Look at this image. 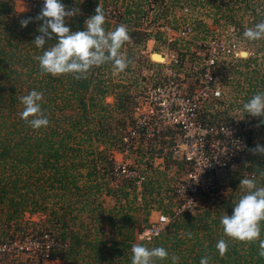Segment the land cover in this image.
Instances as JSON below:
<instances>
[{
	"label": "trees",
	"instance_id": "obj_1",
	"mask_svg": "<svg viewBox=\"0 0 264 264\" xmlns=\"http://www.w3.org/2000/svg\"><path fill=\"white\" fill-rule=\"evenodd\" d=\"M27 2L34 7L28 13H16L13 0H0V242L11 241L25 226L38 225L43 231L33 230L18 238L41 232L51 234L58 243L51 258L63 264H131L133 244L150 249L164 247L169 257L172 254L179 257V264H200L205 255L210 257L209 264H264V259L258 256V241L231 240L223 236L220 227V217L231 216L234 202L245 194L246 190L239 187L240 180L247 177L244 171L264 186V177L257 170L264 168V156L255 155L247 164L240 162L222 178L228 190L225 194H218L222 184L209 194L199 193L200 206L193 212L176 213L178 206L174 211L172 207L162 209L170 221L150 243L136 240L142 227L148 225L150 201L145 191L154 194L160 204L163 200L160 192L171 199L174 184L168 185L167 177L158 176V170L151 179L138 170L144 181L137 202L133 181L112 183L110 175L113 166L110 150L123 148L121 138L126 132V119L130 118V122L139 97L129 93L130 84L136 87L137 81L127 71L149 36L136 27L140 19L153 14L155 18L169 20L171 28L178 20L176 12L179 11L180 17L183 9L189 7L190 13L197 9L206 11L213 24L223 20L240 36L246 25L252 27L264 20V0H60L66 8L79 9V15L66 17V26L72 32L84 30L85 20L95 14L98 5L104 14L107 11L103 26L106 31L120 24L127 26L130 40L120 51L129 64L123 76L116 79L111 63L92 67L80 79L73 74L41 75L33 57L41 55L44 49L32 43L40 35L36 30L42 21L34 18L41 11L39 4L43 0ZM244 15L250 17L245 28L240 24ZM29 17L32 22L22 28L19 21ZM192 18V31H207L205 23ZM258 42L264 46V39ZM53 43L55 37L45 48ZM260 60L264 61V55ZM250 62L256 66L255 59H246L243 64L247 66ZM245 80L248 93L264 91V65L260 68L257 65ZM32 90L43 92L41 107L49 120L47 127L38 130H33L19 116L23 109L19 97ZM105 97H111L112 103H104ZM250 148L251 142H247L245 151ZM148 158L152 160V156ZM164 163H180L183 167V163L171 161L167 155ZM102 194L114 200L112 205L103 204ZM158 209L161 208H155ZM24 215L43 216L44 220L32 222L25 220ZM104 227H108V236L100 232ZM188 232L192 233L191 238ZM221 238L228 243L222 257L216 249ZM260 239H264V222ZM155 264H171V260H156Z\"/></svg>",
	"mask_w": 264,
	"mask_h": 264
},
{
	"label": "built area",
	"instance_id": "obj_2",
	"mask_svg": "<svg viewBox=\"0 0 264 264\" xmlns=\"http://www.w3.org/2000/svg\"><path fill=\"white\" fill-rule=\"evenodd\" d=\"M28 4L29 8L34 7ZM42 7L43 3H40L39 8ZM174 33L175 38L190 42L201 51L199 67L193 71V75L186 77L192 71L184 69L181 59L176 58L171 66L168 65L169 69L163 74L161 82L147 87L138 97L121 144L122 149L130 151L133 146L142 148L138 142L143 141L146 144L143 150L150 151L152 161L158 158L164 162L167 155L171 161L183 163L186 170L173 185V198L179 203L177 213L192 212L199 193L209 194L221 184L222 178L235 170L237 161L245 153L247 142L252 141L259 126L235 119L219 121L218 117H214L223 95L217 73L229 62L238 61V39L198 40L192 37L194 32L189 25ZM184 80H190L188 87L184 85ZM185 88H188L187 92ZM139 101L147 104L149 110L140 112L137 109ZM207 114L210 118H207ZM166 141L170 144H166ZM110 175L112 183L132 180L135 190L140 189L144 181V175L123 161L113 162ZM169 221L167 216H157L154 222L139 231L136 240L150 243ZM100 232L106 234L104 228ZM57 244L54 237L46 232L0 242V261L9 257V264H45L51 260V251ZM24 257L28 259L23 260Z\"/></svg>",
	"mask_w": 264,
	"mask_h": 264
},
{
	"label": "clouds",
	"instance_id": "obj_3",
	"mask_svg": "<svg viewBox=\"0 0 264 264\" xmlns=\"http://www.w3.org/2000/svg\"><path fill=\"white\" fill-rule=\"evenodd\" d=\"M79 14L78 8H66L60 0H43V7L34 18L42 21L37 28V35L33 41L38 49H44L41 55L33 57L38 62L41 75L59 76L73 74L76 79L82 78L92 67H99L106 63L113 65L116 73L123 72L129 64L126 56L121 53L122 45L130 40L128 28L120 24L114 30L106 31L105 14L98 5L95 14L84 22L83 31L72 32L66 26V17L71 18ZM33 18L19 21L22 28L32 22ZM243 36L249 41L264 39V20L248 27ZM55 37V43L45 48L48 41ZM44 94L32 90L27 95L19 97L23 105L19 113L20 119L33 130L47 127L49 120L41 107ZM244 115L264 118V91L255 93L242 108L238 109ZM264 123V120H261ZM252 155L264 156V145L256 144L248 149ZM259 175L264 177V168H257ZM239 187L244 188L245 194L234 202L232 215L223 214L220 217V227L223 236L238 241H258V256L264 259V239H260L261 222H264V186L256 183L255 177L240 180ZM188 238L192 233H187ZM216 249L222 257L228 250V243L221 238ZM131 264H155L156 260L170 259L171 264H179V257L172 254L169 257L164 247L148 248L143 244H133L131 247ZM210 257L205 255L200 264H209Z\"/></svg>",
	"mask_w": 264,
	"mask_h": 264
},
{
	"label": "rangeland",
	"instance_id": "obj_4",
	"mask_svg": "<svg viewBox=\"0 0 264 264\" xmlns=\"http://www.w3.org/2000/svg\"><path fill=\"white\" fill-rule=\"evenodd\" d=\"M13 7L16 13H28L30 11L29 4L25 0H13ZM189 9L190 8L187 7V10L182 12L183 15H181L180 17L178 16L179 11L176 12L175 17L178 18V20L172 24L171 28L169 27V20L164 21L165 19H162L161 17L155 18L156 16H153V14V18L152 16H148L147 18H142V20L140 19L136 27L143 29L144 32L149 34V36L146 38L143 45L140 46L139 51L137 52L134 60L131 63L130 71H127V75L134 76L137 81L136 87H134L133 84H130L129 93L134 96V98L136 96L140 97L141 92L147 87L160 83L163 74L165 75V72H167L169 66L172 65L173 61L176 58L181 59L184 62L185 70L192 71L191 73L186 74L185 76L187 77L190 74L193 75V71H195L199 67V60L202 57V53L192 43L187 41H181L175 38L174 32L179 28L183 27L184 25L193 26L191 19H193L192 17H196L203 23H205V25L207 26V31L202 30L203 32H201L193 30V38L198 40H206L209 38L230 40L235 38L238 39L240 46V48H238L239 52L237 53L238 56L236 58L238 61L234 63L229 62L226 67H221L220 72L217 73V80L219 81L220 86L222 87L223 95L220 101L218 102L219 108L215 112L214 117H218L219 121H232L235 119L258 127L259 118L251 117L247 114L244 115L241 111H238V109H241L243 103H246L253 96L252 94L248 93L245 79L248 74L252 73V71L257 68V65H259V68L261 67V64L264 65V61L262 62L260 60L261 56L264 55V46H260L258 40L249 41L243 36V34H240L239 36L238 32L232 29L230 25H225V22L223 20H220L218 21V23L213 24L211 22L212 18H210V16H207L206 11L197 9L195 10V13H190ZM106 15L107 11L105 13V16ZM249 18L250 17H248L247 15H244L242 20H240V24L242 25V27L245 28V23H250ZM237 19L238 16L236 18V21ZM172 27L174 28L173 30ZM248 27L250 26L246 25L245 29H247ZM168 29L170 31H168ZM171 33H173V35H170ZM171 38L173 40H171ZM241 52H245L246 57H241ZM152 53L160 54L162 57H164V61H154L153 59H151ZM246 59H255L256 66H254L252 62H250L249 65L245 66L243 64V61ZM147 62L152 63V66L149 67ZM113 73L115 74L114 78L116 79L119 78V76H123L124 71L120 73ZM189 82L190 80L183 81L186 87H188ZM187 90L188 88H185L186 92ZM103 100L104 103H112L111 97H105ZM138 103L139 104L137 109H139L140 112H145L149 110V106L147 104H143V102L140 101ZM130 117L132 118V115ZM207 118H210L208 114ZM129 119H126V126L128 125ZM125 140L126 139H123V141ZM165 143L167 144L169 142L166 141ZM257 143L260 145H264V127L256 128L255 134L251 141V148L254 147ZM138 145H141L142 148H134L135 146H133L130 151L120 148L119 150L111 149L110 157L115 163H120L123 161L124 163H126V165L135 167L137 171L139 170L140 172H143L150 179L152 178V174L154 175L155 170H158V172H156L158 176H162L160 174H163L165 175V177H167L166 181L168 185L174 184L177 179L181 177V174L186 170V167L184 169V166L181 167L180 163H167V165H165L162 159L158 158L153 161H150L151 158H148L150 151L143 150L145 149V142L140 141L138 142ZM254 156L255 155H252L248 150H246L243 154L242 159H240L236 164L235 169L237 168L240 162V164H243V162H246L247 164L251 157ZM148 163H150V165ZM243 175L248 177V173H246V171H244ZM220 183L222 185L218 189V194H225L228 190L226 189V187H224L225 184L222 180L220 181ZM141 189L142 188L140 187V189L137 188V190L134 191L135 201H137L136 194L138 195L137 199H141V196L139 194L141 192ZM161 189L164 190L163 185ZM145 192L147 195L146 199L150 201V210L146 215L147 224L150 222H154L157 216L159 215H164L168 217V215L162 212V209L172 207V210L174 211L176 206H178L179 204L173 197L171 199L164 197V192H160V198L163 200L159 204L158 199L156 198V196H154V194L149 195L147 191ZM101 198V201L104 205L110 206L114 202L111 197L104 196L103 194L101 195ZM198 203L199 202L197 201L194 210L199 208L200 205H198ZM156 207H160L161 209L155 210ZM39 218L44 220L43 216L34 215L32 217H28V215H24L25 220L29 219L32 222L38 221ZM43 229H40L38 225H35V227H31L30 225L25 226L21 232L19 231L17 233V235L15 236L16 238L14 237V239H18V235L20 234L31 233L33 230L40 232V230L43 231ZM105 229V235H107L109 231L108 227H105ZM25 258L27 257H24L23 260ZM9 263H11V258L9 257H4L0 261V264ZM49 263L50 261H47L45 264Z\"/></svg>",
	"mask_w": 264,
	"mask_h": 264
},
{
	"label": "bare ground",
	"instance_id": "obj_5",
	"mask_svg": "<svg viewBox=\"0 0 264 264\" xmlns=\"http://www.w3.org/2000/svg\"><path fill=\"white\" fill-rule=\"evenodd\" d=\"M154 54H156V55H154L153 57H152V59L154 60V61H157V62H162V61H164V57H162L160 54H158V53H154ZM245 55V56H244ZM240 56L241 57H246V53L245 52H241L240 53Z\"/></svg>",
	"mask_w": 264,
	"mask_h": 264
},
{
	"label": "crops",
	"instance_id": "obj_6",
	"mask_svg": "<svg viewBox=\"0 0 264 264\" xmlns=\"http://www.w3.org/2000/svg\"><path fill=\"white\" fill-rule=\"evenodd\" d=\"M104 231L106 232V229L104 227ZM67 246V245H66ZM49 264H63L61 260L57 259V258H51L50 263Z\"/></svg>",
	"mask_w": 264,
	"mask_h": 264
},
{
	"label": "water",
	"instance_id": "obj_7",
	"mask_svg": "<svg viewBox=\"0 0 264 264\" xmlns=\"http://www.w3.org/2000/svg\"><path fill=\"white\" fill-rule=\"evenodd\" d=\"M154 55H156V54H154V53L151 54V59H152V57H153ZM261 120H264V118H259V121H258V126H259V127L264 126V123H261Z\"/></svg>",
	"mask_w": 264,
	"mask_h": 264
}]
</instances>
